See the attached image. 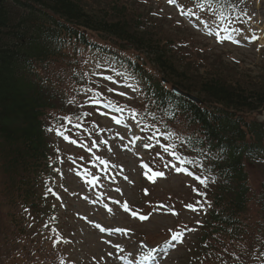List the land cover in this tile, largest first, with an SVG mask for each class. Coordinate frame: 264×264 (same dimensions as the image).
Wrapping results in <instances>:
<instances>
[{
    "label": "trees",
    "instance_id": "16d2710c",
    "mask_svg": "<svg viewBox=\"0 0 264 264\" xmlns=\"http://www.w3.org/2000/svg\"><path fill=\"white\" fill-rule=\"evenodd\" d=\"M206 1L223 9L241 2ZM127 13V5L116 4L101 13L87 11L79 0H0V216L7 221L0 227V264L18 262L17 245L26 264H75L62 254L59 239L37 236L32 223L42 221L44 230L53 217L51 201L43 194L55 174L46 126L50 116L58 122L53 112L70 107L62 96V80L50 78L51 68L68 75L80 47L104 55L89 34L145 56L160 75L127 56L114 58L131 63L136 76L147 82L143 90L150 114L155 113L152 119L177 124L178 152L199 159L200 166L189 167L209 177L197 193L210 207L194 256L202 264H216L228 255L226 247L236 244L242 248L241 264L254 257L264 263V122L256 119L264 111V76L227 78L206 64L200 76H191L186 66H195L192 58L200 54L188 48L193 44L152 35L143 20L128 19ZM161 78L195 94L199 103L173 94ZM251 169L261 174L256 186Z\"/></svg>",
    "mask_w": 264,
    "mask_h": 264
},
{
    "label": "rangeland",
    "instance_id": "374dc122",
    "mask_svg": "<svg viewBox=\"0 0 264 264\" xmlns=\"http://www.w3.org/2000/svg\"><path fill=\"white\" fill-rule=\"evenodd\" d=\"M79 2L85 10L100 13L112 4L127 5V18L145 20L152 35L176 38L175 44H193L188 48L198 49L200 54L192 58L195 66H186L191 76H200L205 68L220 71L227 78L264 76V47L261 46L264 45L261 40V35L264 36V0H244L241 10L235 11L232 17L222 16L216 7L193 0ZM91 62L100 67L94 59ZM205 64L207 66L202 68ZM76 76V83L70 82L69 94L91 117L86 124L64 122L69 124L77 148L58 139L63 135L60 131L52 134V138L61 144L57 151L65 153L66 158L62 160L72 162L76 167L60 164L57 177L49 183L50 192L60 208V220L51 230L61 239V250L76 264H125L121 257L132 264H149L141 259L151 252L149 245L160 244L168 233L181 230V240L169 241L171 248L165 253H153L148 260L154 258V262L150 264H200L194 250L199 237L198 225L208 210L209 201L199 199L197 184L172 167L180 168L181 162L171 154L173 151L165 150L159 132H150L134 119L125 122L118 111L111 114L115 116L111 121L99 114L105 111L102 107L89 102V98L105 92L109 101L131 107L136 105L140 95L128 87L129 84L116 85L115 79H108L103 69L85 62L81 74ZM125 78L122 75L118 80L124 83ZM242 82L246 85V81ZM69 109L60 116L73 113L74 110ZM134 110L139 111L137 106ZM172 137L173 134L170 142ZM151 164L156 165V172H164V177L150 179L154 172L150 174L144 167ZM249 172L251 184L256 186L261 174L254 169ZM54 185L56 188H52ZM125 204L128 211H125ZM131 205L137 216L131 215ZM187 205H193L196 211ZM141 215L148 219H139ZM3 220L0 216V227L7 223ZM100 228L107 231H100ZM137 238L152 243L147 245ZM226 248L228 255L216 264H241V246L235 244L231 249ZM249 263L264 264L260 257H254Z\"/></svg>",
    "mask_w": 264,
    "mask_h": 264
},
{
    "label": "snow or ice",
    "instance_id": "6c2138e0",
    "mask_svg": "<svg viewBox=\"0 0 264 264\" xmlns=\"http://www.w3.org/2000/svg\"><path fill=\"white\" fill-rule=\"evenodd\" d=\"M244 15H247V14L244 13ZM261 46L264 47V45H261ZM108 79H110V77H108ZM170 147H174V146H170ZM165 150L167 151L168 149L166 148ZM171 154L174 155V156H176V153H175V152H173V153H171ZM176 158H177L178 160H180V162H181L182 164H183V163H191V161H187L186 159H181L179 156H176ZM145 167H147V166H145ZM172 167H173L176 171H178V172H185L186 174L191 175V173H189V172L187 171V169H185V168H178V167H176L175 165H173ZM164 175H165L164 172H162V171H158V172H154V173L152 174V176L149 177V178L155 180L156 177H164ZM196 179H199V177H197ZM200 183L204 184L205 181H204V180H200ZM205 186H206V185H205ZM187 207L190 208V209H192L193 211H196V208H195L193 205H187ZM124 208H125V211H128V207H127L126 204H125ZM109 211H111V209H109ZM132 215H133V216H137L138 214H137L136 212H133ZM139 219H141V220H147L148 217H147L146 215H141V216H139ZM97 227H100V226L97 225ZM100 231H107V229L100 228ZM117 231H124V230H122V229H117ZM181 237H182V233H176L175 235L172 236V239H173V240H181ZM181 242H182V241H181ZM115 247L119 248V245H116ZM120 250L123 251V249H120ZM150 256H151V253H149V254H147V255H143V256L141 257V259L144 260V261H147V260L150 258ZM121 259H124V260H125V264H132V261L127 260L125 257H121Z\"/></svg>",
    "mask_w": 264,
    "mask_h": 264
},
{
    "label": "bare ground",
    "instance_id": "6f19581e",
    "mask_svg": "<svg viewBox=\"0 0 264 264\" xmlns=\"http://www.w3.org/2000/svg\"><path fill=\"white\" fill-rule=\"evenodd\" d=\"M262 34V33H261ZM261 40H262V42L264 43V36L263 35H261Z\"/></svg>",
    "mask_w": 264,
    "mask_h": 264
}]
</instances>
